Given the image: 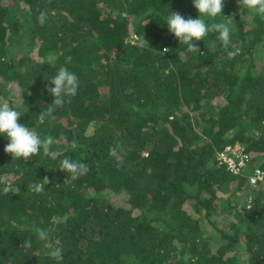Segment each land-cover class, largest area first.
<instances>
[{
  "label": "trees",
  "instance_id": "1",
  "mask_svg": "<svg viewBox=\"0 0 264 264\" xmlns=\"http://www.w3.org/2000/svg\"><path fill=\"white\" fill-rule=\"evenodd\" d=\"M173 12L199 18L193 0H0V98L55 141L25 161L0 136V264H264V179L248 177L264 170V18L224 0L231 44L210 33L186 53L165 25ZM61 65L77 94L41 123ZM237 142L250 155L242 175L217 161ZM64 158L89 174L67 179ZM45 177L44 192L28 187ZM36 228L59 240L61 261Z\"/></svg>",
  "mask_w": 264,
  "mask_h": 264
},
{
  "label": "clouds",
  "instance_id": "2",
  "mask_svg": "<svg viewBox=\"0 0 264 264\" xmlns=\"http://www.w3.org/2000/svg\"><path fill=\"white\" fill-rule=\"evenodd\" d=\"M241 7L254 12L256 15L264 18V0H240ZM193 7L199 13V18H185L178 12L168 14L165 18V25L169 32L180 42V45L186 46V53H200V49L196 46L197 41L204 40L210 33L217 34V40L227 48L231 44V27L233 19L222 15L224 0H193ZM222 16L225 22H216V17ZM49 13L40 11L37 20L41 26L47 23ZM211 21V22H209ZM147 24V23H146ZM138 46L143 48L145 45L149 46L147 40L142 36L136 37ZM212 49L216 48V41L210 42ZM239 48L234 51H229V57H235L239 54ZM169 49L165 47L163 53H168ZM162 53V54H163ZM72 57L68 56L65 59V64L71 63ZM53 87L48 88L49 93L54 100L50 106L40 113L37 117L42 123L46 118L55 119L53 113L57 108L62 107L66 98L74 97L79 88L78 76L69 70L68 67L61 65L50 80ZM22 112L13 108L8 100L0 98V136L8 140L4 148L6 154L13 158L29 160L31 157L40 154L43 151L45 156H52L51 151L54 139L51 136L41 138V136L33 129L21 123ZM61 142H66L67 138L63 135L59 137ZM123 152V145L116 144L110 147L109 155L113 158H119ZM91 168L89 165L74 161L70 158H64L60 165L59 171L68 173L67 179L76 181L80 177L89 174ZM49 179L45 177L42 181H37L31 184L32 191L39 194L44 192L45 185L49 184ZM9 189L5 188L7 192ZM37 238L40 241L49 242L48 247L51 248L48 255L57 262L63 259V250L59 247V240L55 241L57 246L53 247L51 244L50 231L47 229L36 228ZM22 248L31 249L32 243L30 240H25Z\"/></svg>",
  "mask_w": 264,
  "mask_h": 264
},
{
  "label": "built area",
  "instance_id": "3",
  "mask_svg": "<svg viewBox=\"0 0 264 264\" xmlns=\"http://www.w3.org/2000/svg\"><path fill=\"white\" fill-rule=\"evenodd\" d=\"M217 161L219 164L225 165L231 173L242 175L250 164V155L245 147L237 142L219 150ZM248 177L251 185L258 184L264 179V170L260 167H255L249 172Z\"/></svg>",
  "mask_w": 264,
  "mask_h": 264
},
{
  "label": "rangeland",
  "instance_id": "4",
  "mask_svg": "<svg viewBox=\"0 0 264 264\" xmlns=\"http://www.w3.org/2000/svg\"><path fill=\"white\" fill-rule=\"evenodd\" d=\"M21 9H23V8H21ZM22 13H24V12L21 11L20 21H21V23H24V25L27 27V18H25L24 15H23ZM25 26H24V29H26ZM9 87H10V86H9ZM125 198H126L125 196L122 197V196H120V195H112V199H113L115 202H117V203L121 202V201H122L123 199H125Z\"/></svg>",
  "mask_w": 264,
  "mask_h": 264
}]
</instances>
